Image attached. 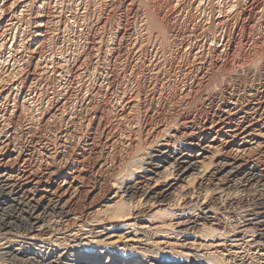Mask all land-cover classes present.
I'll return each mask as SVG.
<instances>
[{
    "label": "bare ground",
    "instance_id": "bare-ground-1",
    "mask_svg": "<svg viewBox=\"0 0 264 264\" xmlns=\"http://www.w3.org/2000/svg\"><path fill=\"white\" fill-rule=\"evenodd\" d=\"M64 1L66 0H0V240L10 239L11 235L17 233L28 244V246L18 247H13L14 245L0 246L3 255L10 256V259L16 264H100V257L92 256L95 253H88L89 256L82 255L81 258L72 255L71 259L56 260L54 252L45 255L41 251H31V246L34 243L45 242L54 231L58 230V225L53 219L54 216L65 221L73 214L77 217L76 213L80 204L83 201L91 202L97 191L95 189L87 191L85 183H89V179L96 173L98 174L97 178H100L101 181H105V174L110 178L115 174L119 175L117 176L119 179L116 177L118 180L107 185L109 187L107 190L110 192L105 202L107 205L103 202L106 209H102L101 214L106 215L103 214L105 210L109 212L107 211L108 217H100L102 220L99 218L100 223L102 222L101 227L99 226L101 230L92 232L90 229L89 231L92 233L89 231L85 233H89V237L93 238L87 242H90L89 245L94 246L96 250L98 248L100 250L101 247L110 246L111 248V245H118L117 242H121L123 237H130V234H133L135 238H128L129 240L123 243V246H127V244L143 245L144 241L141 237L144 235H141L147 232L151 226H153L151 229H158L163 233L171 231L167 234L178 235L181 230L176 233L174 228L183 227L185 229L184 227H186L188 230L198 224L203 225L209 219L208 214L213 213L215 209L226 210L234 204L243 203L246 200L248 202L254 200L258 203L257 197H260L261 200L262 196L264 198V166L254 161L255 155L258 158V154L263 153L264 150L263 49L259 51L262 52L259 58L255 54L256 59L263 60L261 73L255 74V78L253 77L249 82L240 79L243 84L238 82L236 89L227 90L228 93H225L226 97L222 100L219 111L212 112L213 114L206 112L202 119L193 122L194 120L188 119L187 116H178L177 111L182 106L193 102L194 97H197L196 93L202 90L204 92V79L206 80V78H204L205 75H202V70L211 60L208 59L205 44L198 38L200 36L194 35L197 32H203L204 26L199 23L191 24V20L196 19V15L191 10L196 11V8H201V0H176L179 1V5H177L181 12L188 11L186 12L187 18L183 21L180 16L182 13L173 15L170 7L168 14L162 13L163 9L161 8L164 5L160 8L163 2L160 3L159 0V7L153 5L154 12L148 13V15H153L152 17L146 16L139 21H133L132 27L129 25L128 28L126 26V29H121L119 26L117 38L123 39L125 35L128 36V39L125 38L127 41L123 45L124 50L121 51H124L127 57V53L133 51L140 53L136 60L126 63L122 62V54L118 55L112 45L117 39L116 36L114 37L116 32L104 34L105 37H103L104 35L101 37L99 33L100 30H103L102 27H104L106 19L105 22L99 19L97 23H94L95 21L92 23L93 20L89 21L88 19V16L98 9H96L98 0L83 2L86 5H84L87 9L86 12H82L83 9L80 11L78 7L76 9V7L70 6V14L62 16ZM176 1L174 2L176 3ZM225 3L226 5L223 4L225 7H221L217 11H220V23L227 26L226 22L230 17L229 8L232 4L230 1ZM263 3L249 0L248 6L256 11L262 7ZM110 6L111 4H109ZM64 11L66 10L64 9ZM67 12L69 13V11ZM253 14L255 16L254 12ZM261 17L264 18V11ZM70 18L77 22L80 20L86 25V32L78 33L84 41L82 40L83 43L77 47L73 62L70 63L67 58H64V54L63 57L58 54L59 57L53 61L55 54L52 45H56L58 42L62 29L70 30L66 24ZM127 22L126 20V24L131 23ZM242 25L237 29H244ZM78 26L83 27L79 24ZM168 26L173 31V34H169L170 37L168 36ZM76 28L78 27L76 26ZM81 28L79 27L80 30ZM166 28L168 33L165 31ZM251 29L253 28L251 27ZM241 34L239 33L240 36ZM260 37L264 38L261 35ZM214 39L212 40L214 41ZM249 39L247 36L246 40L249 41ZM117 42L119 43V40ZM203 42L205 41L203 40ZM214 42L211 44L213 45ZM118 43L116 44L118 45ZM210 45L209 47L212 46ZM240 46L237 47L240 48ZM58 48L60 49V47ZM229 48L224 49L223 46L220 48L215 45L213 52H219L223 56L221 65L225 69L234 68L235 65L231 66V63L236 64V68H241L245 64L243 61H246L245 56L249 50L247 54H244L245 52L236 54V50L232 47V49ZM151 51L153 58L150 56L152 59L148 60L146 54L149 55ZM210 51L212 52V49ZM63 52L65 53V51ZM250 56L253 57V55ZM251 60L253 59L250 58V61H246V63L248 62L250 65ZM259 62H252L253 68L254 64H259ZM91 69L98 75L89 82L88 76ZM61 78H64L63 83L60 81ZM223 81L220 82L217 89L222 85L229 84L228 81ZM221 89L224 91L226 88ZM219 94L221 95V92L215 89L205 93L203 99L204 101L215 100ZM37 97L41 98V103L38 102L39 105L35 107L34 102ZM43 100H46L47 105H43ZM156 130L159 134L155 133ZM140 134H143V137H151L146 144L147 153L139 154L134 163L130 165V171L127 170L121 174L123 164L121 155L128 149L137 147V138ZM146 137L144 139H147ZM136 160L139 162L143 160L144 165L136 166ZM47 181H53V184L47 186L45 185ZM101 191L98 190V192ZM209 191L212 196L208 195ZM95 196L98 199V195ZM209 196L212 197L210 200L213 199L212 202H215L217 207L214 208L208 204ZM198 204L201 215L198 218L201 223L192 220L190 218L192 216L189 217ZM259 205V207L254 206L255 208L248 212L245 210L247 213L238 216L243 215L241 225H239L240 221L236 222L237 224L234 226L236 231L231 233L229 239L217 237L203 245L209 246V248L220 246L225 250L227 247L236 249L243 247L247 241L244 239L245 234L241 227L255 224V228L257 225L260 231L264 230V201L259 202ZM154 208L157 210L152 214H162L165 216L163 220L154 221L150 217L152 214L146 215L147 211H152ZM97 215L93 216L98 218ZM76 219L74 218V222L77 221ZM83 222L76 224L77 231L87 230V226ZM67 227H69L68 223ZM234 227L232 228L234 229ZM253 228L252 226L250 229ZM119 231L121 234L117 235L120 233ZM260 231L258 234L255 231L254 235H250L249 244L253 243L256 246L264 244L262 242L264 233ZM214 232L215 229L213 232L211 231V233ZM66 241L68 240H65V243L68 244L69 241ZM156 243L158 244L157 241ZM159 243L165 244L170 249L176 241L173 243L166 240V242L159 241ZM144 244L146 247L148 243L145 241ZM183 245L186 246L184 243L180 244V246ZM203 245L200 247L198 245V247L201 248ZM86 246L88 245L81 249L84 250L83 248ZM125 246L120 249V252H117L116 259L111 258L112 260L107 262L128 264L130 260L125 255L130 250L127 248L128 246ZM94 248L91 249L96 252ZM236 249L233 250L235 252L232 251L233 253H227L230 257L228 260L223 256L219 261L226 260L227 264L228 262L235 264L238 257L243 258ZM262 253L264 254L263 251ZM189 255V253H183L175 256L173 264H219L216 259V261L208 260L209 262H206L202 259L203 257H200L201 259L195 257L194 259L191 257L190 260L185 259ZM129 256L131 255L129 254ZM169 256L171 257V255ZM216 256L221 255L216 254ZM249 256L251 255L248 254ZM256 257L258 256L256 255ZM134 259L136 258L134 257ZM7 260H3V262L6 263ZM157 261L162 260L157 259ZM253 263L255 262L253 261Z\"/></svg>",
    "mask_w": 264,
    "mask_h": 264
},
{
    "label": "rangeland",
    "instance_id": "rangeland-1",
    "mask_svg": "<svg viewBox=\"0 0 264 264\" xmlns=\"http://www.w3.org/2000/svg\"><path fill=\"white\" fill-rule=\"evenodd\" d=\"M69 1V2H68ZM72 0H66V1H64V9L66 10V11H64V9H63V12L61 13V15L63 16V15H68V14H70V12H71V8H70V6H73V7H76V9H77V7L79 8V10L81 9H83L82 10V12H86L87 11V9L85 8V4H83V2L85 3H87V1L88 0H73V2H71ZM75 1V2H74ZM79 1V2H78ZM97 1V0H96ZM107 1V2H106ZM113 1V2H112ZM149 0H104V2H103V0H98L97 1V5H96V11H95V13H93V14H91V15H89L88 17V19H89V21L90 20H93V21H91L92 23L94 22V23H97V22H99V19H101V20H105L106 19V22H105V24H104V27H102L103 28V30H100V35H101V37H102V35H104V34H109V33H111V34H113V32H116V34H114V37L116 36V38L118 37V28H120L119 26H121V29L122 28H124V29H126V26H127V28L129 27V25H130V27H132V25H133V21H139V20H141V19H144V17H146V16H148V17H152L153 15H150L151 13H153L154 12V6L155 7H159V5H158V3H159V0H150L149 2H148ZM174 1H176V0H167V1H165V0H160V3H162V5H160V8L161 9H163V10H161L162 11V13H164V14H168V12L170 11V8L172 9L171 11H173V15H180V13H182L180 16H182L181 17V21H183V19H185V18H187V14H186V12H188V11H183V12H181V10H179V7H178V5H179V1H176V3L174 2ZM182 1V0H181ZM184 1H187V0H184ZM202 1V3H201V8H196L195 10L196 11H194L193 9L191 10V12L193 11L194 12V14L196 15V19H192L191 20V24H195V23H199L200 25H202V26H204L203 27V32L202 31H200V33L199 32H197V33H195L194 35H196V37H198V36H200V37H198L199 38V40L202 42V43H204L205 44V50L207 49V55H208V59H211V60H209V64H207L206 66H204V68H203V70H202V75H205L204 76V78H206V80H208V81H206L204 78V92H202V91H200V92H198V93H196V96L197 97H194V100H193V102H191L190 104H186V105H184V106H182V108H179L178 109V111H177V113H178V116H187L188 117V119H190V120H192L193 122H196V121H199L200 119H202L203 117H204V114L206 113V112H215L216 113V111H219V108H221V103H222V100L223 99H225V97H226V94L225 93H228V91L230 90V89H236V85L237 84H239L238 82H240L241 84H243L242 83V81L241 80H244V82L245 81H247V82H249L250 80H252L253 79V77L255 78V74L256 75H258V74H260L261 73V71H262V64H263V60L261 59H258L261 55H262V52H264V38L263 37H260V35L261 36H264V18L263 17H261V14L263 13V11H264V1L263 0H257V1H261L262 3H263V5H262V7H260V8H258V9H256V11L255 10H253L252 8L250 9L249 8V6H248V3H249V0H201ZM224 1V2H223ZM227 1H230V4H232L230 7L231 8H229V15H230V17H229V19L227 20L228 22H226L227 23V26H225L224 24H221L220 23V21H219V15H220V11H217V10H220L221 9V7H225V5H226V3L225 2H227ZM231 1H233V2H231ZM147 2V3H146ZM151 2H152V4H151ZM167 2H168V5H167ZM172 2H174V3H172ZM246 2V3H245ZM73 3V4H72ZM74 3H75V5H74ZM113 3V4H112ZM126 3V4H125ZM153 3H156V4H153ZM81 6H80V5ZM109 4H111V6L109 7ZM150 4H151V6H150ZM169 4H172L171 6L169 5ZM176 4V5H175ZM178 4V5H177ZM223 4H225V5H223ZM244 4V5H243ZM85 5V6H84ZM105 6V7H102V6ZM108 5V6H107ZM154 5V6H153ZM166 5V6H165ZM235 5V6H234ZM80 6V7H79ZM83 6H84V8H83ZM176 6V7H175ZM214 6V7H213ZM220 6V7H219ZM82 7V8H81ZM130 7V8H129ZM170 7V8H169ZM106 8V9H105ZM112 10H110V9ZM126 8V9H125ZM151 8H153V9H151ZM166 8H167V10H166ZM169 8V9H168ZM176 8H177V10H176ZM243 8H245V9H243ZM86 9V10H85ZM104 9V10H103ZM108 9V10H107ZM175 9V10H174ZM243 9V10H242ZM263 9V10H262ZM80 10V11H81ZM202 10V11H201ZM232 10V11H231ZM260 10V11H259ZM67 11H69V13L67 12ZM165 11V12H164ZM177 13H176V12ZM236 11V12H235ZM238 11V12H237ZM255 13V16L256 17H258V18H256L255 16H254V14H253V12ZM257 11H259V13H257ZM97 12V13H96ZM151 12V13H150ZM175 12V13H174ZM180 12V13H179ZM247 12V13H246ZM250 12V13H249ZM67 13V14H66ZM136 13V14H135ZM148 13H150L149 15H148ZM185 13V14H184ZM232 13V14H231ZM235 13V14H234ZM243 13V14H242ZM246 13V14H245ZM95 14H96V16H95ZM146 14V15H145ZM222 14V13H221ZM237 14V15H236ZM94 15V16H93ZM131 15V16H130ZM144 15V16H143ZM194 15V16H195ZM208 15V16H207ZM253 15V16H252ZM93 18H91V17ZM102 16V17H101ZM139 16V17H138ZM141 16V17H140ZM197 16H198V18H197ZM240 16V17H239ZM95 17H96V19H95ZM232 17V18H231ZM253 17V18H252ZM231 18V19H230ZM247 18V19H246ZM263 18V19H262ZM121 19V20H120ZM217 19H218V21H217ZM238 19V20H237ZM74 19H72V18H70L68 21H66V22H68V23H66V24H68V28L70 29V30H68V31H64L63 29L61 30V32L59 33V36L60 37H58V42L56 43V45H52V50H53V53L55 54V55H53V61H55L56 59L55 58H57V57H63V54H64V58H67L68 59V61L71 63V62H73V60H75V57H76V49H78L77 47H79L80 46V44H82L83 43V41H84V39H82V37H80L79 36V34L78 33H80V32H86V25L82 22V21H76V20H74ZM128 21V22H131V23H128V24H126L125 23V21ZM246 20V21H245ZM71 21H72V23H71ZM194 21V22H193ZM217 21V22H216ZM62 22H63V20H62ZM74 22V23H73ZM75 22L77 23L76 25H75ZM118 22H119V24H118ZM216 22V23H215ZM243 22V23H242ZM258 22V23H257ZM81 23H83V24H81ZM125 25H124V24ZM211 23V24H210ZM214 23V24H213ZM234 23V24H233ZM238 23V24H237ZM78 24L79 25H82L83 27L81 28V26H78ZM118 24V25H117ZM216 24V25H215ZM243 24V25H242ZM69 25H70V27H69ZM75 25V26H74ZM228 25H230V26H228ZM243 26V28L244 29H239V30H241V31H239L238 29H237V27H239V26ZM76 26L78 27V28H76ZM234 26V27H233ZM255 26V27H254ZM75 27V28H74ZM79 27L81 28V30H83V31H81L80 29H79ZM170 26H168L167 28H168V30H169V33H168V30H167V28L165 29V31H167V33H168V36H169V34H173V31H172V28L170 27ZM217 27V28H216ZM220 27V28H219ZM248 27V28H247ZM250 27V28H249ZM251 27L253 28V29H251ZM74 29V30H73ZM210 29V30H209ZM230 29H231V31H230ZM232 29H233V32H232ZM78 30H80V31H78ZM115 30V31H114ZM117 30V31H116ZM220 30V31H219ZM222 30V31H221ZM238 30V31H237ZM62 31H63V33H62ZM76 31V32H75ZM102 31H103V33H102ZM225 31V32H224ZM236 31H237V33H236ZM76 34H75V33ZM172 32V33H171ZM202 32V33H201ZM66 33V34H65ZM205 35H204V34ZM231 33V34H230ZM236 33V34H235ZM239 33L241 34V33H243V34H241V36L239 35ZM73 34V35H72ZM110 34V35H111ZM202 34V35H201ZM208 34V35H207ZM214 34V35H213ZM249 34V35H248ZM263 34V35H262ZM78 35V36H77ZM204 35V36H203ZM251 35V36H250ZM202 36V37H201ZM231 36V37H230ZM247 36L250 38L249 39V41H247L246 40V38H247ZM103 37H105V35L103 36ZM132 37H134V36H132ZM170 37V36H169ZM215 39H214V38ZM259 37V38H258ZM64 38V39H63ZM125 38H127L128 39V36L127 35H125L124 37H123V39H120V37L119 38H117V39H115V41H114V43L112 44L113 46H114V49H115V52L118 54V55H120L121 56V54H122V62H124V63H126V62H131V61H134V60H136L139 56H140V53L137 51L136 53H135V51H133V52H131V53H127L128 54V57L124 54V51H121V50H124V43L127 41V39H125ZM130 38V37H129ZM204 38V39H203ZM224 38V39H223ZM241 38V39H240ZM257 38V39H256ZM57 39V38H56ZM69 39V40H68ZM77 39H79L78 41H77ZM212 39H214V41L212 40ZM228 39V40H227ZM231 39V41H229ZM259 39H261V40H259ZM74 40V41H73ZM83 40V41H82ZM102 40V39H101ZM119 40V43L117 42V41ZM123 40V41H122ZM170 40V39H169ZM203 40L205 41V42H203ZM221 40V41H220ZM242 40V41H241ZM246 40V41H245ZM255 40H256V43L254 44V42H255ZM259 40V41H258ZM62 41V42H61ZM214 42L213 43V45L211 44L212 42ZM239 41V42H238ZM241 41V42H240ZM262 41V42H261ZM73 42V43H72ZM77 43V44H75V43ZM128 42L130 43L131 41H130V39L128 40ZM208 42V43H207ZM226 42V43H225ZM230 42V43H229ZM244 42V43H243ZM250 42V43H249ZM260 42H261V44H260ZM116 43H118V45L116 44ZM123 43V44H122ZM212 45H210V44ZM216 43V44H215ZM219 43V44H218ZM223 43H225V44H223ZM242 43V44H241ZM259 44V46H260V48H259V46H258V44ZM59 44H60V46H59ZM63 44V45H62ZM231 44V45H230ZM240 44H241V46H240ZM245 44V45H244ZM68 45V46H67ZM209 45L211 46V47H209ZM215 45H217V46H220V48H222V46L224 47V49L225 48H229V49H234V50H236V54H243L244 52V54H247V51H248V54L245 56V60L246 61H250V58L251 59H253V60H251L253 63H258V61H260L259 62V64H254V68H253V63L252 62H250V65H248L249 63L247 62L246 63V61H243V63H245V64H243L242 65V67L240 68H236L237 66H236V64H230L231 66H234V68L233 67H231V68H228V69H225L222 65H221V62H223V56L219 53V52H213V48H214V46ZM222 45V46H221ZM227 45H228V47H227ZM234 45H236V46H234ZM240 46V48L239 47H237V46ZM55 46V47H54ZM234 46V47H233ZM244 46V47H243ZM247 46V47H246ZM253 46V47H252ZM257 46H258V48H257ZM57 47V48H56ZM58 47H60V49L58 48ZM71 47V48H70ZM120 48V49H117V48ZM232 47V48H231ZM208 48H210V49H212V52L210 51V49L208 50ZM236 48V49H235ZM241 48H243V49H241ZM249 48V49H248ZM254 48V50H251V49H253ZM58 49H59V51H58ZM70 49V50H69ZM239 49V50H238ZM245 49H246V51H245ZM256 49H257V52H256ZM262 49H263V51H262ZM55 51V52H54ZM63 51H65V53L63 52ZM69 51V52H68ZM118 51V52H117ZM120 51V52H119ZM252 51V52H251ZM255 51V52H254ZM259 51H262V52H259ZM58 52V53H57ZM59 52H62V53H59ZM100 52V51H99ZM122 52V53H121ZM150 52V51H149ZM57 53V54H56ZM101 53V52H100ZM137 54L136 56H135V54ZM254 53V54H253ZM260 53V55H258V54ZM59 54V56H57ZM75 56H74V55ZM216 54H218V55H216ZM253 55V57H251L250 55ZM255 54L257 55V59H256V56H255ZM72 55V56H71ZM130 55V56H129ZM133 57L132 59L130 58V57ZM153 58V52L151 51V53H149V55L148 54H146V58L149 60L151 57ZM255 56V57H254ZM136 57V58H135ZM236 57H238V55H236ZM72 58H74V59H72ZM124 58V59H123ZM128 58V59H127ZM151 58V59H152ZM247 58V59H246ZM127 59V60H126ZM220 59V60H219ZM257 61H256V60ZM70 60H72V61H70ZM130 60V61H129ZM256 62H255V61ZM122 62H120V63H122ZM252 63V64H251ZM216 64V65H215ZM212 65H213V67H212ZM223 67H221V66ZM244 65H245V68H243L244 67ZM261 67H260V66ZM219 66V67H218ZM247 66L250 68H248L247 69ZM205 67H207L206 69H205ZM212 67V68H211ZM221 67V68H220ZM251 67H252V69H251ZM244 70H243V69ZM225 69V70H224ZM230 69V70H229ZM256 69H257V71H256ZM261 69V70H260ZM235 70V71H234ZM238 70V71H237ZM240 70V71H239ZM245 70H247V71H245ZM253 70V71H252ZM260 70V71H259ZM94 70H90L89 72V76H88V78H89V82H91V81H93L96 77H97V73L96 72H93ZM237 71V72H236ZM250 73H249V72ZM257 73H256V72ZM94 74H93V73ZM245 72V73H244ZM247 72H248V74H247ZM92 73V74H91ZM253 73V74H252ZM91 74V75H90ZM251 74V75H250ZM96 75V76H95ZM237 75V76H236ZM248 75H250L249 77H248ZM253 75V76H252ZM91 76V77H90ZM93 76V77H92ZM222 77H224V78H222ZM239 77V78H238ZM92 78V79H91ZM228 80H227V79ZM236 78H237V81H236ZM251 78V79H250ZM221 79V80H220ZM235 81H234V80ZM241 79V80H240ZM222 80H224L223 82H225V81H228V83L229 84H227V85H222L221 86V88H226V89H224V91H222V89L221 88H219V89H217L218 87H219V85L222 83ZM230 80H232L231 82H230ZM62 83H63V81H64V78H61V80H60ZM219 81V82H218ZM205 82H207V83H205ZM221 82V83H220ZM235 82V83H234ZM57 83V82H56ZM232 85V86H231ZM231 88H230V87ZM207 87V88H206ZM211 88V89H210ZM207 89V90H206ZM218 90V92H221V95H222V93H224L222 96L220 95H218V97L215 99V100H205L204 101V94L206 93H209V91L210 92H212V90ZM221 90V91H220ZM228 90V91H227ZM206 91V92H205ZM225 95V96H224ZM222 98V99H221ZM221 100L220 102H219V100ZM210 101V102H209ZM215 101H217V102H215ZM37 102V103H36ZM41 103V98H39V97H37V100L34 102V106L35 107H37L38 105H39V103ZM42 103H43V105H47V103H46V100H43L42 101ZM219 103V104H218ZM207 105V106H206ZM220 106V107H219ZM209 110V111H208ZM213 110V111H212ZM212 113V114H213ZM184 114V115H183ZM168 132L170 131V130H167ZM155 133H158L157 132V130H156V132ZM159 134V133H158ZM146 136H144L143 137V134H140L139 135V137L137 138L138 140H137V147H134V149H128L127 150V152L126 153H123L121 156L123 157V164H122V170H121V174H123V173H125V172H127V170L128 171H130V165L131 164H133L134 163V161H135V159H137L138 158V156H139V154H144V153H147V141H149L150 139H151V137H149V136H147L146 138L147 139H144ZM141 139V140H140ZM145 140H146V143H145ZM139 144V145H138ZM263 153H264V150H263ZM263 153H260V154H258V158H257V155H255V158L256 159H258L257 161H256V159H254V161L257 163V164H259V165H263L264 166V154ZM260 155V156H259ZM260 157V158H259ZM261 160V161H260ZM143 160H140V162L138 161V160H136V166H143L144 165V161L142 162ZM260 161V162H259ZM143 164H142V163ZM263 162V163H262ZM261 165V166H262ZM124 169V170H123ZM124 171V172H123ZM103 175H104V173H103ZM105 177V181H101L100 180V178H97L98 177V174L96 173L95 175H93L90 179H89V183H85V186H86V184H87V186H86V190L88 191V190H92V189H95V191H97V192H95L94 193V199L92 198V200H91V202L90 203H92V204H90V203H88V201H87V203L86 202H84L83 201V206H82V204H80V206H79V208H78V212H80V213H76L75 215L78 217H75V216H73V215H71L70 216V218L68 219V220H62V218H60V217H58V216H54L53 217V219L55 220V223H57V228H58V230L57 231H54L53 232V234H51V237H49L47 240H45V242H37V243H34L33 244V246H31V251L32 252H39V251H41V252H43V253H45V255H48V254H52V252H54V257L56 258V260H58V259H64V258H69V259H71L72 258V255H75L76 257H78V258H81L82 257V255L83 256H89L88 255V253H95L94 255H92V256H96V255H98L99 257H100V264H110V263H108L107 261H111L112 259L111 258H114V259H116V255H117V252H120V249L121 248H123L124 246L122 245L123 243H126V241L127 240H129V239H131L132 237L133 238H135L134 237V235L133 234H130V237L128 236L127 238H125V237H123V239L121 240V242L119 241V242H117V244L118 245H111L112 247L110 248V246H106V247H101L102 249H103V251H102V249L100 248V250H99V248H98V250H96V248H94V246L93 247H91L92 245H89V243L90 242H87V241H90V240H93V238L92 237H89V233L88 234H85L87 231H89L90 229V231H92V232H95L96 230H99L100 229V227H101V225H102V222L100 223V219L102 220V218H106V217H108V212L105 210V212H103V214H106V215H102L101 213H102V209H106V198L108 197V195H109V192L110 191H108L109 190V187H107V185L109 186L110 185V183L111 182H113V181H116V180H118L119 179V177H117V176H119V175H114V176H112L111 178H110V176L109 175H107V174H105L104 175ZM107 176V177H106ZM109 176V177H108ZM115 179H114V178ZM118 179H117V178ZM108 178V179H107ZM111 179V180H110ZM95 181V182H94ZM109 181V182H108ZM49 184H48V183ZM47 182H45L44 184L45 185H47V186H51L52 184H53V181H47ZM94 182V183H93ZM104 182H105V184H104ZM108 182V183H107ZM51 184V185H50ZM91 185V186H90ZM106 185V186H105ZM107 187V188H106ZM89 188V189H88ZM108 189V190H107ZM98 190L100 191V190H102L101 192H98ZM98 193V194H97ZM101 194H103V195H101ZM95 195H98V199H96L97 198V196H95ZM105 195V196H104ZM208 195H211L212 196V194H211V191H209L208 192ZM99 196H100V198H99ZM211 196H209L207 199H209V200H207V202H208V204H210L212 207L214 206V208L215 207H217V206H215L216 204H214L212 201H213V199H211L210 200V198H212ZM259 199H260V201H259ZM250 202H248V200H246V201H244L243 203L241 202V203H237V204H234L232 207H230V208H228V209H226V210H223V209H215L214 211L216 212V214H215V212L213 211V213H209L208 214V216H209V219H208V221L206 220L205 222L206 223H204L203 225L202 224H198L197 226H193V227H190L188 230H187V228L186 227H184L185 229H183V227H180V228H178V227H176V228H174L175 230H174V232H176L177 233V231H180V234H178V235H170V234H167V233H171V231L169 232H165V233H163V232H160V230H158V229H151V228H153V226H151V227H149V229H148V231L147 232H145L144 234H142L141 236H143V237H141L142 239H143V241H144V243H145V241L148 243L147 245H146V247H145V244L143 243V245L142 244H133V245H128L127 244V246H125V247H127L130 251H129V253H127L125 256L126 257H129V259L128 260H130V262H128V264H173V259H174V257L176 256H179V255H182L183 253H189L190 255L188 256V257H186L185 259H187V260H190V258L191 257H193V258H191V259H194V257L197 259V258H199V259H201L200 257H203L202 259H204L206 262H209V261H211L212 262V260L213 261H216V260H220V258L222 259V257L223 258H226V260H228V258H230L229 256H228V254L229 253H231L233 250H235L236 248H230V247H227L226 248V250H225V248L224 247H220V246H216V247H210L209 248V246H205V245H203L205 242H211L212 240H215V239H217V237H220L221 239H229L230 237H231V233L233 234L234 233V230L236 229L234 226L239 222V225H241V221H242V216L245 214V213H247L250 209L252 210V208H255V207H259L260 205H259V202H263L264 201V198H263V196H262V200H261V198L260 197H257V202L258 203H256V201H254V200H249ZM106 204V205H104V203ZM254 202V203H253ZM85 203V204H84ZM214 205H213V204ZM248 203V204H247ZM88 204H90L89 206H88ZM255 204V205H254ZM87 205V206H86ZM101 205V206H100ZM243 205H244V207H243ZM253 207H252V206ZM257 205V206H256ZM259 205V206H258ZM82 206V207H81ZM90 206H92V207H90ZM104 206V207H103ZM240 206V207H239ZM251 206V207H250ZM255 206V207H254ZM100 207H102V208H100ZM239 207V208H238ZM99 208H100V210H99ZM197 208V209H196ZM199 204L197 205V207H195L194 209H193V213H195L194 215H193V213H191V215H189V217L190 216H192V217H190L192 220H194V221H198V223H201V220H199V218L198 217H200L201 215L199 214L200 212H199ZM96 209H98V210H96ZM232 209V210H231ZM242 209V210H241ZM95 210V211H94ZM157 209L156 208H154L152 211L150 210V211H147L146 212V215H149V214H152L154 211H156ZM235 210V211H234ZM244 210V211H243ZM247 212H246V211ZM96 211H97V214H96ZM218 211V212H217ZM227 212V213H225V212ZM242 211V212H241ZM93 212V213H92ZM99 212V213H98ZM231 212V213H230ZM234 212H236V213H234ZM244 212V213H243ZM90 213V214H89ZM145 213V212H144ZM160 213H162V212H160ZM224 213V214H223ZM233 213V214H232ZM81 214H83L82 216H81ZM97 215V217L98 218H95L94 216H96ZM230 214H232V215H230ZM240 214H243V215H241L240 217H238ZM80 215V216H79ZM88 215V216H87ZM94 215V216H93ZM101 215V216H100ZM73 216V217H72ZM84 216V217H83ZM92 216V217H91ZM103 216V217H102ZM226 216H228V217H226ZM233 216V217H232ZM96 219H94V218ZM100 217H102V218H100ZM150 217H152V220H154V221H159V220H163L164 218H165V216H163L162 214H158V215H155V213L154 214H152ZM74 218L77 220V221H79L80 223H78L77 221H75L74 222ZM90 218H92V219H90ZM100 218V219H99ZM226 218V219H225ZM235 220H234V219ZM237 218H241L240 220H238ZM57 219V220H56ZM84 219H85V221H84ZM87 219H88V221H87ZM97 219H99L98 221H97ZM218 219V220H217ZM59 220V222H56V221H58ZM73 221L74 223H75V225H74V223L73 222H70V221ZM94 220V221H93ZM227 220V221H226ZM230 220V221H229ZM85 223H84V222ZM91 221V222H90ZM63 224H62V223ZM82 222L84 223V225H86L87 227V230L86 231H77V226H76V224L78 223V224H82ZM88 222H90L89 224H88ZM99 222V224H97ZM227 222H230V223H227ZM232 222V223H231ZM237 222V223H236ZM62 225H61V224ZM67 223H68V226L69 227H67ZM70 223V224H69ZM92 223V224H91ZM77 224V225H78ZM229 224H231V225H229ZM233 224V225H232ZM61 225V226H60ZM228 225V226H227ZM76 226V227H75ZM100 226V227H99ZM141 226V225H140ZM201 226H202V228H201ZM229 226H231V227H229ZM249 226V227H248ZM246 225L245 227L243 226V227H241V228H243V230H244V236H245V241H247L246 243L247 244H243V247H241V248H237L236 250H238V254H241L242 256H243V258H240V257H238L237 259H236V263L235 264H239L240 262V264H252L253 263V261L255 262V263H253V264H264L263 262H264V254L262 253V251L264 252V244L263 245H259V246H256V245H253V243L252 244H249V242L251 241V237H250V235H254L255 233L256 234H258L259 232L258 231H260L259 229H258V227L259 226H257L256 225V228H255V224H253V225ZM252 226L255 228H253L252 230L250 229V228H252ZM90 227V228H89ZM99 227V228H98ZM204 227V228H203ZM232 227H234V229L232 228ZM248 227V228H247ZM56 228V229H57ZM69 228V229H68ZM89 228V229H88ZM93 228V229H92ZM211 230H210V229ZM233 230H232V229ZM244 228H246V229H244ZM55 229V230H56ZM64 229V230H63ZM202 229V230H201ZM214 229H215V232L214 233H211V231L213 232L214 231ZM229 231H228V230ZM250 229V230H249ZM257 229V230H256ZM94 230V231H93ZM101 230V229H100ZM210 230V231H209ZM224 230V231H223ZM232 230V231H231ZM246 230V231H245ZM249 230V232H247ZM254 230V231H253ZM89 231V232H90ZM210 233H209V232ZM218 231H219V233H218ZM222 231V233H220ZM236 231V230H235ZM255 231H257V232H255ZM263 233H264V230H261ZM260 231V232H261ZM80 232V233H79ZM82 232V233H81ZM92 232H90V233H92ZM120 232V231H119ZM217 232V233H216ZM227 232V234H225V233ZM253 234H252V233ZM255 232V233H254ZM66 233V234H65ZM69 233V234H68ZM76 233V234H75ZM247 233H250V234H247ZM64 234V235H63ZM74 234V235H73ZM78 234V235H77ZM120 235L121 234V232L120 233H117V235ZM215 234V235H214ZM220 234V235H219ZM224 234H225V236H226V238H225V236H224ZM19 234H17V233H15L14 235H11L10 236V239L9 238H7V239H1L0 240V246L2 247V246H5V245H14L13 247H18V246H21V245H23V246H28V244H27V241H25L20 235L18 236ZM92 235H94V234H92ZM165 235V236H164ZM181 235V236H180ZM73 237V239H72V237ZM248 236H249V238H248ZM81 237V238H80ZM89 237V238H88ZM147 237H148V239H147ZM167 237V238H166ZM177 237H178V239H177ZM247 237V238H246ZM13 238V239H12ZM18 238V239H17ZM53 238V240H55V241H53V240H51ZM55 238V239H54ZM69 238H71V239H69ZM129 238V239H128ZM145 238V239H144ZM209 238V239H208ZM9 239V240H8ZM21 239H22V241H21ZM115 240H116V238H114ZM206 239V240H205ZM208 239V240H207ZM248 239H250L249 241H248ZM5 242H4V241ZM65 240H68V241H66V242H68V244L67 243H65ZM135 240V239H134ZM152 240H154V241H152ZM166 240L167 241H171V242H175L176 241V243H174L175 245L174 246H172L170 249L168 248V247H166V245L164 244H160L159 243V241H161V242H166ZM3 241V242H2ZM12 241V242H11ZM14 241V242H13ZM24 241V242H23ZM55 242V243H53V242ZM61 241V242H60ZM156 241L158 242V244L156 243ZM217 241V240H216ZM11 242V243H10ZM17 242V243H16ZM57 242H58V244H57ZM64 242V243H63ZM72 242H73V244H72ZM80 242V243H79ZM86 242H87V244H86ZM178 242H180V244L181 243H184L186 246H180V244H178ZM194 244H193V243ZM200 242H202L201 244H200ZM263 243H264V241H262ZM9 243V244H8ZM14 243V244H13ZM22 243V244H21ZM51 243V244H50ZM52 243H53V245H52ZM62 243V244H61ZM82 243V244H81ZM83 243H85V244H83ZM261 243V242H260ZM2 244V245H1ZM37 244V245H36ZM57 244V245H56ZM64 244H65V246H64ZM72 244V245H71ZM36 245V246H35ZM47 245V246H46ZM59 245V246H58ZM67 245V246H66ZM85 246V245H88V246H86L85 248H83L84 250H82L81 249V247H83V246ZM136 245H138V246H136ZM140 245V246H139ZM149 245V246H148ZM198 245H199V247L200 246H202L203 245V247H201V248H199L198 247ZM246 245V246H245ZM76 246V248H74ZM131 246H133V247H131ZM144 246V247H143ZM205 246V247H204ZM250 246V247H249ZM252 246V247H251ZM262 246V247H261ZM43 247H44V249H43ZM47 247H49V248H47ZM55 247V248H54ZM73 247V248H72ZM80 249H79V248ZM90 247V248H89ZM130 247V248H129ZM183 247V248H182ZM238 247V246H237ZM260 247H261V249H260ZM36 249V251H35V249ZM46 248V249H45ZM66 248V249H65ZM71 248V249H70ZM90 250H89V249ZM94 248L95 250H96V252H94V250H92V249ZM132 248V249H131ZM164 248V249H163ZM172 248H173V250H172ZM206 248V249H205ZM216 248V249H215ZM245 250H244V249ZM249 248V249H248ZM253 248V249H252ZM33 249V250H32ZM74 249V250H73ZM79 249V250H78ZM149 250V251H146V250ZM162 249V250H161ZM165 249H167L166 251H165ZM232 249V250H231ZM240 249V250H239ZM247 249H248V251H247ZM0 250H2V249H0ZM43 250V251H42ZM46 250V251H45ZM52 250V251H51ZM60 250V251H59ZM64 250V251H63ZM73 250V251H72ZM133 250H135V251H133ZM168 250H169V252H168ZM175 250V251H174ZM231 250V251H230ZM244 250V251H243ZM252 250V251H251ZM258 250V252L256 253V251ZM49 251H50V253H49ZM57 251V252H56ZM72 251V252H71ZM89 251V252H88ZM93 251V252H92ZM133 251V252H132ZM137 251V252H136ZM162 251V252H161ZM240 251V252H239ZM242 251V252H241ZM2 252V253H1ZM61 254H60V253ZM135 252H136V254H135ZM139 252V253H138ZM172 252H173V254H172ZM175 252V253H174ZM220 252V253H219ZM222 252V253H221ZM233 252H235V251H233ZM232 252V253H233ZM246 252V253H245ZM255 252V253H254ZM73 253V254H72ZM106 253V254H105ZM132 253V254H131ZM168 253V254H167ZM180 253V254H179ZM212 253V254H211ZM228 253V254H227ZM3 255V251H0V264H6V263H8L9 261V263L8 264H16L14 261H12L11 259H10V256H6V255ZM58 254H60V255H58ZM70 254V255H69ZM101 254H103V255H101ZM129 254L131 255V256H129ZM139 254V255H138ZM177 254V255H176ZM202 254V255H201ZM215 254V255H214ZM216 254L217 255H221V256H216ZM248 254L249 255H251V256H249L248 257ZM260 254V255H259ZM56 255H58V256H56ZM91 255V254H90ZM135 255V256H134ZM167 255H168V257H167ZM169 255H171V257L169 256ZM173 255V256H172ZM213 255V256H212ZM256 255L258 256V257H256ZM164 256V257H163ZM214 256H216V257H214ZM254 256V257H253ZM260 256V257H259ZM8 257V258H7ZM134 257L136 258V259H134ZM156 257V258H155ZM173 257V258H172ZM261 257H263V258H261ZM166 258H167V260H166ZM168 258H170V259H168ZM208 258V259H207ZM213 258V259H212ZM248 258V259H247ZM251 258H254V259H251ZM5 261V260H7L6 261V263H4L3 262V260ZM111 259V260H110ZM157 259H161L162 261H157ZM165 259V260H164ZM216 259V260H215ZM244 261H243V260ZM252 261H251V260ZM260 259V260H259ZM52 260H53V257H52ZM135 260V261H134ZM137 260V261H136ZM152 260V261H151ZM169 260V261H168ZM209 260V261H208ZM226 260L225 261H223V262H218L219 264L221 263V264H227V262H226ZM257 260V261H256ZM263 260V261H262ZM230 261V260H229ZM238 261V262H237ZM249 261V262H248ZM261 261V262H260ZM14 262V263H13ZM138 262V263H137ZM166 262V263H165ZM233 262H234V260H233ZM248 262V263H247ZM215 264H217V263H215ZM228 264H230L229 262H228Z\"/></svg>",
    "mask_w": 264,
    "mask_h": 264
}]
</instances>
